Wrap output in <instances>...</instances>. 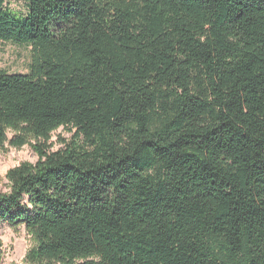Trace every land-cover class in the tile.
Listing matches in <instances>:
<instances>
[{
	"label": "trees",
	"instance_id": "16d2710c",
	"mask_svg": "<svg viewBox=\"0 0 264 264\" xmlns=\"http://www.w3.org/2000/svg\"><path fill=\"white\" fill-rule=\"evenodd\" d=\"M0 41L31 48L0 70L28 264H264V0H0Z\"/></svg>",
	"mask_w": 264,
	"mask_h": 264
},
{
	"label": "rangeland",
	"instance_id": "374dc122",
	"mask_svg": "<svg viewBox=\"0 0 264 264\" xmlns=\"http://www.w3.org/2000/svg\"><path fill=\"white\" fill-rule=\"evenodd\" d=\"M7 6L18 16H25L28 13L25 1H12ZM30 58L31 48L0 41V70L26 74L29 72ZM73 135L74 132L65 128L53 132L49 143L52 145V150L57 151L64 148L65 142L71 141ZM13 136V132H8L9 139ZM30 142L20 149L6 143L5 147L0 150V194L10 191L7 174L11 169L23 163L35 165L38 162V154L33 148L37 141L31 140ZM35 246L34 237L25 226L14 228L0 224V264H28L27 255Z\"/></svg>",
	"mask_w": 264,
	"mask_h": 264
}]
</instances>
